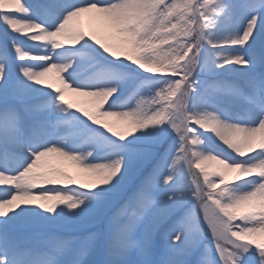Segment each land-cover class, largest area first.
Masks as SVG:
<instances>
[{
    "label": "snow or ice",
    "instance_id": "obj_1",
    "mask_svg": "<svg viewBox=\"0 0 264 264\" xmlns=\"http://www.w3.org/2000/svg\"><path fill=\"white\" fill-rule=\"evenodd\" d=\"M0 31V264H264V0H0Z\"/></svg>",
    "mask_w": 264,
    "mask_h": 264
},
{
    "label": "rangeland",
    "instance_id": "obj_2",
    "mask_svg": "<svg viewBox=\"0 0 264 264\" xmlns=\"http://www.w3.org/2000/svg\"><path fill=\"white\" fill-rule=\"evenodd\" d=\"M86 18V19H85ZM92 21L89 17H84L83 15L76 20L73 21L74 26H78L80 28H83L85 31V23ZM88 24V23H87ZM96 33L98 36H100L101 39H106L107 34L104 33L101 29L98 27L95 28ZM87 32V31H86ZM0 38H2V31H0ZM23 39V37H21ZM66 46L70 45V42L64 41ZM45 83H52L54 86H60L58 81L55 78L54 73H50L47 78H45ZM66 97L73 100L78 104V106L84 107L90 111L94 110L95 108V101L92 97H86V96H76L75 94L71 92H66ZM108 123L112 124L117 131L125 132L127 131L125 127V122L118 120L115 117H106L104 118ZM207 134V133H206ZM53 163H56L60 166H62L66 171H68L71 175L77 178L78 182H84L87 183L88 177L90 174L83 172L81 169H78L72 165L71 162L63 161L60 158L52 157L50 158ZM203 167L206 168L207 171L211 172L214 171L218 165L214 161H206ZM193 171L199 173V169H193Z\"/></svg>",
    "mask_w": 264,
    "mask_h": 264
},
{
    "label": "bare ground",
    "instance_id": "obj_3",
    "mask_svg": "<svg viewBox=\"0 0 264 264\" xmlns=\"http://www.w3.org/2000/svg\"><path fill=\"white\" fill-rule=\"evenodd\" d=\"M84 17H88L87 14L83 15ZM86 19V18H85ZM88 23V24H87ZM87 23H85V29L87 32H92V31H96L95 28H97L98 26L95 24L94 21H88Z\"/></svg>",
    "mask_w": 264,
    "mask_h": 264
}]
</instances>
